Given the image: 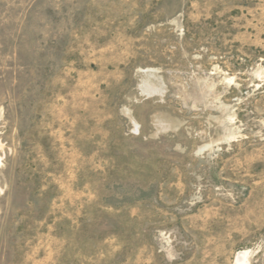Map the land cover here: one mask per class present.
Wrapping results in <instances>:
<instances>
[{
    "label": "rangeland",
    "instance_id": "1",
    "mask_svg": "<svg viewBox=\"0 0 264 264\" xmlns=\"http://www.w3.org/2000/svg\"><path fill=\"white\" fill-rule=\"evenodd\" d=\"M0 264H264V0H0Z\"/></svg>",
    "mask_w": 264,
    "mask_h": 264
}]
</instances>
